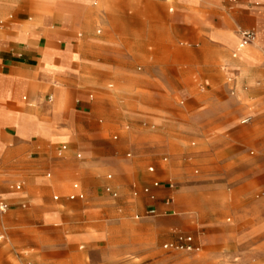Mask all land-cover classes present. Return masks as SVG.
Masks as SVG:
<instances>
[{
    "label": "crops",
    "instance_id": "1",
    "mask_svg": "<svg viewBox=\"0 0 264 264\" xmlns=\"http://www.w3.org/2000/svg\"><path fill=\"white\" fill-rule=\"evenodd\" d=\"M217 1L0 0V202L8 207L0 221L179 219L186 225L198 222L192 210L201 205L209 209L203 219H264V188L255 195L260 201H248L249 192L230 209L222 190L174 191L168 181H189L192 168L207 166L236 195L264 175V0H230L226 20L213 10ZM165 5L199 38L196 56L184 66L139 55L155 39V12ZM240 31H252L254 42L241 47ZM175 95L185 107L173 105ZM257 113L252 141V129L243 135L236 119L251 116L249 124L239 121L249 126ZM114 128L116 142L104 141ZM63 143L84 151L83 166L64 160ZM253 151L261 155L258 165L248 158ZM65 169L81 173L82 189L73 182L52 202L63 199L69 216L42 198L45 173L54 175L49 187L60 190L57 174ZM108 172L113 177H104ZM249 229L245 235L260 228ZM177 244L198 251L190 237Z\"/></svg>",
    "mask_w": 264,
    "mask_h": 264
},
{
    "label": "rangeland",
    "instance_id": "2",
    "mask_svg": "<svg viewBox=\"0 0 264 264\" xmlns=\"http://www.w3.org/2000/svg\"><path fill=\"white\" fill-rule=\"evenodd\" d=\"M157 1L163 3L162 0ZM201 2L209 4L210 0ZM217 2L213 10L218 11L222 19H228L227 10L225 12L223 9L225 10L231 1ZM155 14V39L143 44L139 55L145 62L150 57L157 61L170 58L175 63L173 65L184 66V61L196 56L199 38L181 24L176 9L173 13H168L165 5L163 11H156ZM231 29L238 35L239 29L233 26ZM95 31L96 29L92 31V35L99 37L95 35ZM79 34L81 37L85 35L83 31L76 32V36ZM172 103L176 107H185L186 100L175 95L172 97ZM255 115L249 126L239 125L240 116L236 119V126L243 131V135H249L248 129H252V141L258 139V135H255L258 127L254 121L259 114ZM78 132H81V138L84 137L83 129L80 128ZM113 136L118 139L116 128L104 136V141L116 142L112 140ZM63 144L67 147L64 160L83 166L88 159L84 151H73L69 149L68 144ZM128 152L122 153L123 158ZM77 154L81 155L80 159H76ZM248 158L258 165L261 155L253 151V156L248 155ZM149 166L150 164H145V169ZM195 169L198 171L196 175L193 174ZM45 174H50V178H44L47 185L42 192L44 203H53L56 209L69 216L66 208L62 207L64 200L54 203L52 197H65L73 182H77L82 189L81 173L72 169L59 171L57 187L60 190L49 187L54 178L52 172ZM107 175L113 177L110 172L104 177ZM189 179L186 182H178L175 179L168 181L174 185V191L191 187L194 190L203 189L202 194L205 195L222 190L230 209L236 207L239 197L249 192L248 201L264 199L257 200L255 197L264 188V175L255 177L247 191L236 195L230 191L233 184L227 182L226 178H215L207 166L192 168L189 171ZM18 183L23 185L20 181L15 182V185ZM22 187L18 193H22ZM208 210V207L203 205L196 207L192 213H196L198 222L186 225L180 224L177 221L179 219H56L49 223H40L36 219H1L0 235L3 240L0 241V264H264V219H231V216H226L225 219H203V215L209 213ZM134 215L131 214L130 218ZM178 216L176 212L175 216L171 217ZM251 227L260 229H253L250 235H245ZM73 234L87 235L86 237L90 238L73 243L69 241ZM178 237H190L198 251H188L184 245H176ZM170 244L171 249H163L164 245ZM151 249L156 250L154 254H147ZM126 251L130 254L118 258L114 256V253L121 255L127 253Z\"/></svg>",
    "mask_w": 264,
    "mask_h": 264
},
{
    "label": "built area",
    "instance_id": "3",
    "mask_svg": "<svg viewBox=\"0 0 264 264\" xmlns=\"http://www.w3.org/2000/svg\"><path fill=\"white\" fill-rule=\"evenodd\" d=\"M239 37H240V46L244 47L247 46L251 43L254 42L255 40V35L252 31H240L239 32ZM252 121V117L251 116H247L244 119L241 120L240 124L241 125H246L249 124ZM76 188V186H74ZM154 187H157V183H154ZM19 189V188H17ZM145 193H148V190H144ZM262 195H264V192L262 193ZM74 197L71 196L69 197V200H73ZM8 207L3 204L2 202H0V213H5L7 211ZM148 215H155L154 211H149ZM190 242V239H187V243ZM187 250H191V248L186 247Z\"/></svg>",
    "mask_w": 264,
    "mask_h": 264
}]
</instances>
